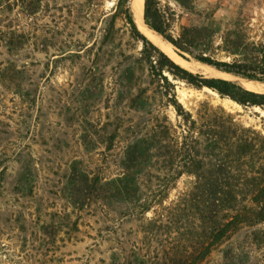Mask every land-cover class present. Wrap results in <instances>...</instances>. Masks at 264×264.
Masks as SVG:
<instances>
[{"label":"rangeland","instance_id":"obj_1","mask_svg":"<svg viewBox=\"0 0 264 264\" xmlns=\"http://www.w3.org/2000/svg\"><path fill=\"white\" fill-rule=\"evenodd\" d=\"M157 2L174 38L184 27L206 26L214 34L209 56L240 60L222 50L237 34L247 58L264 61V0ZM143 47L131 37L118 0H0V264H110L117 248L141 246L137 223L118 222V208L77 207L68 181L73 163L117 177L126 148L148 131L153 116H166L179 135L188 114L198 122L221 107L264 134L260 107L243 108L166 73L186 114L178 116L153 94L140 61ZM191 72L215 78L199 68ZM149 88V105L141 110L135 99ZM194 183L193 175L180 176L165 205ZM223 250L208 264H224ZM246 264H264V257L253 251Z\"/></svg>","mask_w":264,"mask_h":264},{"label":"trees","instance_id":"obj_2","mask_svg":"<svg viewBox=\"0 0 264 264\" xmlns=\"http://www.w3.org/2000/svg\"><path fill=\"white\" fill-rule=\"evenodd\" d=\"M118 10L131 37L143 41L140 61L147 64L149 86H156L153 94L160 95L178 116L186 114L166 73L196 90H212L243 108L264 110V93L193 73L147 40L135 23L130 0H118ZM144 20L185 60L193 58L221 72L264 83V61L247 58L249 49L240 35L235 34V41L229 46L227 41L222 50L241 59L223 62L208 55L214 38L208 27H184L174 38L157 0H144ZM150 91L138 92L135 101L141 110L149 105ZM218 111L205 112L198 122L188 114L179 135L166 116H153L148 131L126 148L121 173L115 178H102L73 163L68 184L77 207L103 204L118 208V222L130 218L138 225L141 246L117 248L110 264H208L221 247H225L224 264H246L253 251L264 257V134L238 123L223 108ZM183 174L193 175L195 183L165 205ZM151 211L154 216L148 218Z\"/></svg>","mask_w":264,"mask_h":264},{"label":"bare ground","instance_id":"obj_3","mask_svg":"<svg viewBox=\"0 0 264 264\" xmlns=\"http://www.w3.org/2000/svg\"><path fill=\"white\" fill-rule=\"evenodd\" d=\"M131 7L133 10L134 19L136 21V24L138 28L151 40L156 46L161 48L164 52H166L171 58H173L178 64H180L182 67L188 69V70H194V69H202L207 73L215 74L217 73V70L214 68H211L209 66H205L200 63H190L183 59H181L177 54L174 52L173 48H171L170 44L168 45L166 42H164L160 35L154 32L152 29L149 28V26L145 25V22L143 20V12H144V0H130ZM159 35V36H158ZM223 76H227L224 78H228L229 80H233L235 82H238L241 86L248 90H253L256 92H264V84L252 80H247L244 78L236 77L233 75L223 74Z\"/></svg>","mask_w":264,"mask_h":264},{"label":"crops","instance_id":"obj_4","mask_svg":"<svg viewBox=\"0 0 264 264\" xmlns=\"http://www.w3.org/2000/svg\"><path fill=\"white\" fill-rule=\"evenodd\" d=\"M223 74H224V75H225V74H228V76L231 75V74H229V73H225V72H221V71H218V70H217V74L212 75V77L229 80L228 78H224V77H227V76H223ZM230 81H231V80H230Z\"/></svg>","mask_w":264,"mask_h":264},{"label":"water","instance_id":"obj_5","mask_svg":"<svg viewBox=\"0 0 264 264\" xmlns=\"http://www.w3.org/2000/svg\"><path fill=\"white\" fill-rule=\"evenodd\" d=\"M143 20H144V14H143ZM144 22H145V20H144ZM145 25L147 26V24L145 23Z\"/></svg>","mask_w":264,"mask_h":264}]
</instances>
